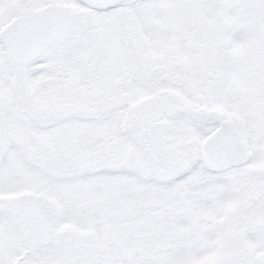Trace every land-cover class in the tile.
<instances>
[{"label":"snow or ice","instance_id":"snow-or-ice-1","mask_svg":"<svg viewBox=\"0 0 264 264\" xmlns=\"http://www.w3.org/2000/svg\"><path fill=\"white\" fill-rule=\"evenodd\" d=\"M0 264H264V0H0Z\"/></svg>","mask_w":264,"mask_h":264}]
</instances>
